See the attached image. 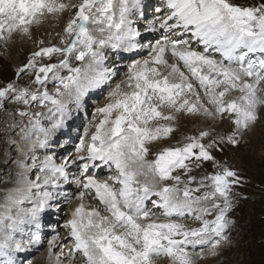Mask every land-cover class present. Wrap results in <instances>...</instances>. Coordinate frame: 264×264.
<instances>
[{
    "label": "snow or ice",
    "instance_id": "1",
    "mask_svg": "<svg viewBox=\"0 0 264 264\" xmlns=\"http://www.w3.org/2000/svg\"><path fill=\"white\" fill-rule=\"evenodd\" d=\"M161 2L164 17L157 20L164 35L149 46V58L134 62L126 81L110 91L109 101L96 110L101 118L94 124L95 130L90 136L85 130L76 148L72 163L83 161L78 165L84 178L80 198L94 191L95 199L103 207L85 210L81 203L65 224L74 242L69 252L73 261L79 254L83 264H154V257L167 256L171 264H196L197 258L216 257L222 245L229 243L227 230L233 223L227 217L232 207L230 193L242 178L215 160L209 151L217 146L215 138L208 144L202 143L209 133L201 131L199 136L186 137L188 142L182 147L164 148L154 153L155 159L148 157L153 154L150 145L174 131L172 126L160 122L175 120V113L203 111L221 119L227 114L233 128L226 136H220L219 143L233 147L258 121L257 107L264 105V97L258 95L264 92L260 87L264 82V0L252 6H240L232 0ZM138 7L139 0H0V39L15 31L28 34L30 26L39 24L46 15L76 10L63 29L70 37L65 41L61 36L64 46L41 47L16 70L17 78L23 73L34 75L31 83L37 86H43L51 74L52 79L59 81L55 94L8 82L0 87V109L5 102L27 106L38 101L42 107L51 105L49 112L59 114L53 129L61 127L66 108L60 97L74 92L78 100L85 84L98 86L110 77V70L91 75L103 63L101 50L110 46L132 52L141 47L136 41L140 33L130 27L129 20L132 9ZM193 41L203 51L195 50ZM209 50L220 59L209 55ZM167 53L171 54L172 63L166 58ZM53 55L63 59L37 66V58L51 59ZM73 56L77 61L88 62L73 67ZM180 63L198 81L214 111L200 102L199 95L194 101L187 98L186 93L193 94L194 89L189 77L180 70ZM160 66L169 71L162 74ZM61 69H66L68 75H59ZM125 86L127 90H122ZM233 92L239 95L232 97ZM164 108L167 113L162 111ZM18 114L28 116L30 125L43 133L44 138L37 137L35 145L47 148L50 132L39 126L38 119L43 113ZM32 115L37 119H32ZM21 131L27 135L25 129ZM54 155L45 156L41 162L40 170L45 173L42 185L40 177L28 181L30 189L39 190L33 207H17L15 215L10 209L0 214V257L5 258L0 264H17L15 253L41 243L40 213L53 199L59 182L68 179L70 166L67 161L57 165ZM96 161L114 168L115 175L109 178L112 183L87 174L90 168L100 166ZM207 161H212L218 170L197 181L192 170ZM20 166L32 167L23 163ZM193 183L195 187L191 186ZM24 198L30 199L31 192ZM146 201L161 210L164 222L154 218L156 213L149 210ZM15 203H23V198ZM213 212L214 219L205 218ZM174 216H190L200 226L190 228L170 219ZM25 226H35L37 231L26 241L16 240L15 234L24 232ZM57 240L58 236L49 240L50 254ZM189 246L200 247L201 251L190 253ZM56 259L59 264V254Z\"/></svg>",
    "mask_w": 264,
    "mask_h": 264
},
{
    "label": "rangeland",
    "instance_id": "2",
    "mask_svg": "<svg viewBox=\"0 0 264 264\" xmlns=\"http://www.w3.org/2000/svg\"><path fill=\"white\" fill-rule=\"evenodd\" d=\"M64 2L68 3L70 1L67 2V0H64ZM232 2L240 6H252V5L259 4L261 0H232ZM73 3H79V0H74ZM145 7H146V11H148L149 9L150 12H153V13H149L150 14L149 18L151 20L149 19V20L141 22L139 18H135L138 13L137 10L132 11V17H134L135 19H133L134 22L132 20L131 25L136 26L139 29L138 32L140 33V35L144 34V31H140V29L147 30L148 28L147 26L144 25L145 22L151 25L154 23L155 17H160L162 19L164 15V14L162 15V13L164 12H161L160 14L156 15V12H157L156 9L163 7L161 0H147ZM75 11H76L75 9H72L70 12L69 11L63 12L62 13V16H64L63 21H62V16L60 17V14L59 15H46L44 18H42L39 24H33L30 26V31L28 34H23L18 31L19 32L18 36L19 35L22 36L19 38L24 39V37H26V39H24L26 40V42L28 41L32 42V43L29 42L30 46L32 45V47H28L27 49H24L21 47L19 49L17 48L19 46L18 43H20V41L18 38L13 37V34H15L16 31L13 32L10 36L5 35L3 39H0V87H3L8 82L15 81L17 84L21 86L30 87V89L33 91L38 90L40 93L47 91L49 94H53V95L55 94V90L59 85V81L52 79L51 74L49 75V79L44 83L43 86H37L35 84H32L31 81L34 80V75H30L28 73H23L21 74L19 78H17L16 70L18 69L17 68L18 64L17 62H15L14 59H12L14 55L11 54L12 52L9 49V45H10L9 42L15 46V49H16L14 53L15 56H18V57L23 56L22 61L20 62L21 63L20 67H21L28 62V59L31 57L32 53L35 51H38L41 47H51L53 45L57 47L64 46L63 44L60 43V40H61L60 36H63L65 41H68L70 39V37L64 34L63 29L66 26L69 18L72 15H74ZM144 19H146V17H144ZM42 29H44V31H42ZM46 29H49V30H46ZM54 29H56L57 31H53ZM31 30H34L37 32L36 38L33 37V34H31ZM59 32H61V34ZM160 33L164 35L163 29H160ZM144 40L145 39H142L141 42H144ZM41 41L43 43H40ZM149 53L150 52H146L143 55V58L144 59L149 58L147 55ZM103 55H104V51H103ZM107 58H108V54L106 58H104L103 61H105ZM130 58L131 56H129L125 60L130 59ZM253 58H255V56H253ZM60 59H63V57L59 55H53L51 59L47 57L37 58V66H39L40 64L58 63ZM144 59H142L141 62ZM114 61L110 62V64H113ZM87 62H88L87 60H85L84 62L77 61L75 60L74 56L70 58V64L73 67L82 66L83 63H87ZM133 63H131L130 66ZM99 67L93 70V72L91 73L92 76L95 75V72L100 71ZM110 68L112 69L113 67H110ZM160 69H161L160 70L161 73L165 74L166 67L160 66ZM185 71L187 70L184 67L183 72L185 73ZM124 72H126V75H122L121 73L118 74L115 71V74L113 75L116 77L115 80L116 79L118 80V78H120V76L122 75L121 80L126 81L127 76H128L127 67L124 68L123 73ZM59 75L67 76L68 72L66 69H61ZM114 82L110 81V84L108 83L106 84V86L101 87L103 88L102 89L103 94L99 93L98 96H94V98L92 96H89V99L95 102L92 103L90 101V104H91L90 106H88L86 103V107L88 106L89 109H88V112L86 113V116H84V119L83 120L81 119L83 121L81 125L82 133L79 136L77 135L74 136L72 149L76 150L77 145L80 144L81 137H83L85 134V130L88 131L89 136L91 135V132L95 130L94 124L98 122V120L101 118L99 114H97L96 110L100 107H103L109 101V93L113 88H115ZM193 87H194L193 94L186 93L187 98L191 101L195 100L196 95H199V96L201 95L200 94L201 89L199 88V86H196L193 84ZM122 90H127L126 86ZM262 94H263L262 97H264V93ZM231 95L232 97H235V96H238L239 94H236V92H233ZM63 97H65V95L60 97V99L61 98L63 99ZM200 98H201L200 102L205 107L214 111L213 105L209 104L208 102L206 103V101L203 99L202 96H200ZM260 106L263 109L260 111L257 110L258 112L257 114L259 117L258 121L252 126V128L247 133H245L240 144L236 147L219 143L220 136H226L233 128V125L231 124L230 120L227 118V114L225 115V118L221 119L219 116L211 117V116L205 115L203 111H201L198 114H195V113L187 114L186 112L175 113V116H176L175 120L160 122V123H164V124L172 126L174 131L169 134L170 136L166 138L161 137L157 141L153 142L152 145H150V147L152 148L153 154L149 155L148 159H155L154 153L156 151L163 150L164 148H172V147H178V146L182 147L184 143L188 142L185 139L186 137L199 136V133L201 131H207L209 133V136L205 137L201 142L208 144L213 140V138H215V140L218 142L217 146L209 149L211 154L214 156L215 160L218 162V164L222 166H227L235 170L239 174V176L242 178L241 183L233 186L232 192L230 193L232 207L230 211L227 213V217L233 223L230 225L229 229L227 230V235L229 236V243L222 245V247L219 250V254L216 257L206 256L202 260L197 258L196 264H264V112H263L264 105H260ZM48 107H51V105H48ZM48 107H42L38 101L30 102V104L27 106L23 104H14L12 102H5L4 108L0 109V204H2L3 202H6V200L9 197L8 187L13 184H18L23 178V176L19 175L18 171L21 169L19 166V163L22 160H24L25 156L23 157V155H20L19 158L14 157L15 155H17L13 153L15 152L17 146L12 145V142L14 140L13 136L16 135L18 132L19 133L22 132L21 129H25V131L27 129V131H29L28 129H30L32 125L30 126L28 116L21 117L18 113L19 111H27L30 114H34L36 112H42L43 115L38 118L40 119L39 126L43 122L44 117H47L48 119L46 118V120H50V119L51 120H50V123L47 122V125H49V127L44 128V129L50 130L53 126L52 122L56 120L58 113L49 112ZM162 111L167 113L168 109L164 108L162 109ZM32 119H37V118L34 115H32ZM155 123L156 122L152 123L153 127L155 126ZM3 138H4V142H2ZM58 142L59 141L55 138L53 139L51 144L55 145ZM50 149H53V148L50 146ZM55 152L64 153V151L63 152L55 151ZM71 153L68 154L67 157H70ZM24 161H26L28 164L30 162L29 157L26 156V159ZM12 163L13 164L15 163L14 164L15 166L11 169L9 165ZM80 163H83V161L77 162L76 166L74 167L75 175L71 176L72 180L70 179V182H68V186L67 185L64 186L68 191H70V194H69L70 197H68V200L65 201L66 204L62 205L61 207L62 209L61 208L59 209V206H58L57 210H55L53 208H55L60 198L58 199L54 198L52 199L53 201L51 200L52 201L51 205L53 204L55 205L51 206L52 209H50L51 210L50 215L53 212H62V214L60 216H57V213H55L54 215L56 217L54 216L53 220L50 217H48V221H47L49 223L48 226L51 228V226L54 224L53 228L55 227V229H52L51 233L55 232L58 235L59 239L64 240V243L62 244L60 243V241H58L56 246L52 248V252L50 254L49 253L50 245L48 242L54 236V233H53L52 234L53 236L51 235L52 237L51 236L48 237L47 240L42 241V243L38 245V249L36 251L30 252L27 258L31 256L32 259L35 258L41 261L44 259V251L47 250L48 254H45V260H48L49 262H51L54 259L57 262L56 257H57V254H59V257H60L59 264H83L81 259L78 258L77 260L76 258L73 261L69 257V252L71 248L73 247L74 242L70 236V229L65 227V224L67 223V221L72 218V216L70 215H72V212L76 208V205L72 206L68 202H71V204H74L76 202V198L78 194H80L81 191H83L82 183H83L84 178L81 175V172L77 170L79 169L78 165ZM74 169H73V172H74ZM97 169L98 168L96 167H92L89 169V172L87 174L93 175L95 174L94 171ZM217 170H218L217 168L213 167L212 161H207V162H203L199 168L194 167L191 175L195 176L197 181H199L202 176L212 174L216 172ZM79 174H80V177H79L80 180L75 178V176H78ZM43 175L41 176V178L43 177ZM103 175L104 177L110 176L109 173H104ZM26 177H29V175L27 174ZM37 177H35V180H37ZM101 177L102 176L95 175V178L100 181L102 180ZM76 181H80V184L79 185L76 184L77 183ZM168 183H171V182H168ZM191 186L195 187L196 184L193 183ZM84 199L89 200V201H85ZM63 200L64 199H62V201ZM81 203L84 204L85 210H90L92 208H98V205H100L99 201L95 199L94 191L86 192L83 197V200H81ZM95 203L97 205H95ZM59 205L61 206L60 203ZM146 205L149 208V210L156 213V216L154 218L158 219L159 222H164L165 218L160 216L161 210L153 208L150 201H146ZM102 214L106 215L103 212ZM214 217H215V212H213L210 216H207L205 218L211 220V219H214ZM170 219L174 220L177 223H184L186 226L190 228L200 226V222L194 220L190 216H185V217L174 216V217H171ZM60 221L62 222V224ZM30 237L31 236H27L28 239H30ZM187 250L190 253L193 251L200 252L201 248L197 247L193 249L191 248V246H189ZM204 251L206 252L205 249ZM77 257H79V254H77ZM30 261H31V258L26 259L25 261L20 260L18 264H29ZM30 264H33V263L30 262ZM56 264H58V262ZM154 264H171V260L167 256L154 257Z\"/></svg>",
    "mask_w": 264,
    "mask_h": 264
},
{
    "label": "bare ground",
    "instance_id": "3",
    "mask_svg": "<svg viewBox=\"0 0 264 264\" xmlns=\"http://www.w3.org/2000/svg\"><path fill=\"white\" fill-rule=\"evenodd\" d=\"M68 1H70L71 3L74 2V0H67V2ZM146 3H147V0H139V7L132 9V11L137 10L138 13H137V16L135 18H139L141 22L149 20L150 19L149 18V15H150L149 13H153V12H150L149 9H148V11H146V7H145ZM161 9H162L161 12H164L163 11V7H161ZM132 11H131V13L129 15V20L131 21V23H132V20L135 19L134 17H132ZM161 12H156V15L160 14ZM163 14L164 13H162V15ZM61 16H62V13L60 14V17ZM144 17H146V19H144ZM163 17H164V15H163ZM63 19H64V16H62V21H63ZM133 22H134V20H133ZM159 23H160V21L157 20V17H155V21L151 25L149 23L145 22L144 25L148 27L147 30L140 29V31H144V34L143 35L141 34L138 37H136V41L141 45V47L133 50L132 52H125L122 47H120V48H112L110 46L109 47H105V48H103L101 50L102 52L104 51V55H103L104 58H106L107 54H108V58L105 61H103L102 65H100V67H99L100 71L99 72H102V71L104 72V70H110V72H111L110 77L107 80H105V82H103L102 84H99L98 86H96V85L87 86V84H85L83 93L79 95V99L78 100H77L76 93H74V94L72 93L71 95H65V97H63V99L61 98L63 100L64 104H65L66 114L67 115H65L64 122H63V125L61 127L56 128V129H53V127H52L50 130H47V131L50 132V136L48 138V147L47 148H39L38 146L35 145L37 137H39L40 139H43L44 136H43V133L39 132L36 128H34L31 125H30L31 126L30 129H28L29 131H27V129H26L27 135H25V132L24 133L23 132H20V133L18 132L16 135L13 136L14 140L12 142V145L17 146L16 150L14 149L15 152H13V153H15L17 155H15L14 157L19 158L20 155H23V157L25 156L24 160L26 159V156L29 157V161L30 162L28 164H29V166H32V167H29V168L21 167L20 166L21 163H23L24 165H28L27 162L24 161V160H22L19 163V166H20L21 169L18 172H19L20 176H23V178L21 179V181L18 184H13L12 183L13 185L8 187V195H9V197L6 200V202H3L2 204H0L1 205L0 206V210H1L0 214H3V213H5L6 211H8L10 209L12 214L15 215L17 207H19L21 209H24V210H28V209H31L33 207V203L37 199V193H38L39 190L36 189V188H31L30 189L28 181H36L35 177L39 176L41 178V176L43 174L45 175V173L41 172L40 165H41V162L44 160L45 156L52 155V154H55L54 155V160H55V163L57 165L64 164L66 161L70 165L69 169H68V177H69L67 179L68 181L67 180L66 181L62 180V181L59 182V188L56 190V194H54V197H53V199L54 198L55 199L60 198V200L58 202L61 204V206L57 202L55 208H53V209L57 210L58 206H59V209H60L63 204H66L65 201L68 200V197H70L69 196L70 191H68L64 186L65 185L68 186V182H70V179L72 180L71 176L75 175L74 167L76 166V164L78 162V161H76V163H72V161L75 159L76 154H77L76 150L72 149L74 136L75 135L79 136L82 133V126H81L82 122H83L82 120L84 119V116H86V113L88 112V109H89L88 106L91 105L90 104L91 100L89 99V96H92L94 98V96H98L99 93L103 94V90H102L103 88H101V87L102 86H106V84H108V83L110 84V81L114 82V81L117 80V79L115 80L116 77L113 76L115 74V71L118 74L121 73L122 75H126V72L123 73L125 67H127V69H129L131 63H133L135 61H141L142 59H144L143 55L146 52H150L151 51V48L149 46L150 45H154L156 43L154 41L159 40L161 38V36H162V34L160 33V29L161 28L159 27ZM89 27L91 28L93 26L90 25ZM130 27L132 29H134L135 31L139 30L136 26L130 25ZM46 30H49V29H46ZM42 31H44V29H42ZM53 31H57V30L54 29ZM18 33L19 32L16 31V33L13 34V37L18 38L19 41H20V43H18L19 46L17 48L19 49L21 47V48L27 49L28 47H32V45L30 46V44H29V42H31V41L26 42V40H24V39H26V37H24V39L19 38V37H22V36L21 35L18 36ZM59 33L61 34V32H59ZM31 34H33V37L36 38V36H37L36 35L37 34L36 31L31 30ZM142 39H145L144 42H141ZM9 44H10L9 45V49L12 52L11 54L15 56V54H14L15 51H16L15 46L12 43H10V42H9ZM192 47L195 50H197V51H203L202 46L197 45L194 41L192 42ZM147 55L149 57V54H147ZM209 55L213 56L216 59H220V57L217 54L213 53L211 50H209ZM14 56L12 57V59H14L15 62H17V64H18L17 68H19L20 65H21L20 62L22 61V57L23 56H21V57H18V56L14 57ZM129 56H131V58L125 60ZM166 58L168 59V61L170 63L173 62V59H172L170 53L166 54ZM112 61H114V63L110 64V62H112ZM110 67H113V68L111 69ZM179 67H180V69H182L181 71L184 70V66H183L182 63L179 64ZM167 71H168V68L165 69V74L167 73ZM185 73L189 77V82L190 83L192 82L194 85L199 86L198 81L195 78L191 77V73H189L188 70L185 71ZM122 75L120 76V78H118V80L116 82H114V87L118 83L122 82V80H121L122 79ZM260 87L262 89H264V82L261 83ZM200 91H201L200 92V94H201L200 96H202L203 99L207 103V98L204 95L203 89H201ZM262 93H264V92L258 93V95L263 96ZM236 94H239V93L236 92ZM91 102L94 103L95 101H91ZM86 103L88 105L87 106L88 108L86 107ZM262 109L263 108L260 105L257 107V110H259V111L262 110ZM90 110H92V109H90ZM46 118L47 117H44V120L42 122L43 124L42 123L40 124V127L43 128V129L49 127V125H47V122L50 123V120H51V119L50 120H46ZM53 118H55V117H53ZM59 118L60 117H59V114H58L56 120L54 122H52V124H54ZM8 134H9V132H8ZM54 137L59 142L57 144H55V145H52L51 143H52V141H53L52 139ZM2 142H4V138L2 139ZM164 142H162V143H164ZM50 146L53 149H50ZM68 149H70V150H68ZM6 151H8V150H6ZM55 151H61V152L64 151V153L55 152ZM71 151H72V153H71ZM70 153H71L70 157H67V155L70 154ZM33 156L36 157L35 162L33 161ZM94 163L100 165L99 167H96L98 169L94 171V173H95L94 175L102 176L103 178L101 177V179H102L101 181H107V182L112 183V181L109 178L110 177H114V175H115L114 168L113 169H109V167L107 165H103L102 162H100V161H96ZM14 164L13 163L10 164L9 167L12 169L15 166ZM73 169H74V172H73ZM77 170L80 171V169H77ZM100 173H102V174H100ZM104 173H109L110 176L109 177H104V175H103ZM27 174L29 175V177H26ZM30 175H32V176H30ZM44 175H43V177H44ZM43 177L40 179L41 185H42V182H43ZM79 177H80V174L78 176H75V178L80 180ZM25 178H27V179H25ZM48 190H50V189H48ZM29 192H31V198L30 199L24 198V197L28 196ZM22 198H23V203H21V204H19L17 206L15 201L19 200V199H22ZM153 198L156 199V197H152V199ZM62 199H64V200L62 201ZM86 199H84V200L85 201H89V200H86ZM81 200H83V199H81L80 198V194H78V196L76 198V202L74 204H71V202H68V203L70 205H72V206L76 205V207H77V206H79L81 204ZM52 201H49L48 207H46L45 210L43 212H41L40 216H39V232L41 231L40 232L41 243H42V241L47 240L48 237H50L53 233H54V236L57 235L55 232L51 233L52 229H55V227L53 228L54 224L52 223L53 225L50 228L48 226L49 223L47 221H48V217H50L53 220V217L55 216L54 215L55 213H57V216H60L62 214V212H53L50 215V211H51L50 209H52L51 206L55 205V204L51 205ZM95 205H97V204L95 203ZM102 207H103L102 205H98V208L102 209ZM104 214L107 215V213H104ZM70 216H72V215H70ZM57 218H56V220H57ZM61 224H62V222H61ZM46 227H47V229H46ZM35 231H37L35 226H25L24 232H22V233L18 232V233L15 234V239L19 240L21 242L26 241V240H28L27 236H31L32 232H35ZM58 241H60V243H62V244L64 243V240H61V239L58 238V240L55 243V246L58 243ZM43 244H45V243H43ZM37 249H38V245H32V246H27L26 251H24V252L15 253V259L17 261V264L19 263L20 260L21 261H25L26 259H29V258H31V261H30L31 263L37 264V262L39 261L38 259H35V258L32 259L31 256L29 258H27L29 256L30 252H34ZM205 250L207 251V249H205ZM45 254H48L47 250L44 251V259L39 261L38 264H56L57 263L54 258H53L54 260H52L51 262H49L48 260H45ZM22 258H24V259H22ZM78 258L79 257H77V260H78ZM4 259H5L4 257H0V261H3Z\"/></svg>",
    "mask_w": 264,
    "mask_h": 264
}]
</instances>
